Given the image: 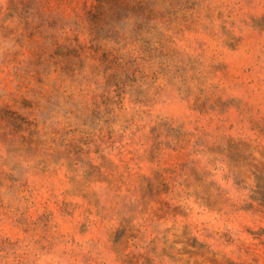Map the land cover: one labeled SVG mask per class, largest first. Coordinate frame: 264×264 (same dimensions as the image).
<instances>
[{"label":"rangeland","instance_id":"rangeland-1","mask_svg":"<svg viewBox=\"0 0 264 264\" xmlns=\"http://www.w3.org/2000/svg\"><path fill=\"white\" fill-rule=\"evenodd\" d=\"M0 264H264V0H0Z\"/></svg>","mask_w":264,"mask_h":264}]
</instances>
